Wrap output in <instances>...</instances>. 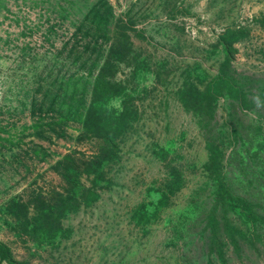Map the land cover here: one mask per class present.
<instances>
[{"label":"rangeland","instance_id":"obj_1","mask_svg":"<svg viewBox=\"0 0 264 264\" xmlns=\"http://www.w3.org/2000/svg\"><path fill=\"white\" fill-rule=\"evenodd\" d=\"M119 15L133 20L132 48L148 62L134 79L136 120L117 159L106 165L108 180L96 199L66 212L54 237L33 238L6 203L38 189H61L64 181L50 165L71 149H93L81 133L82 111ZM230 25L241 29L230 65L251 97L264 84V0H0V241L15 260L220 264L206 245L204 216L212 200L206 150L177 89L187 82L199 90L208 82L225 54L219 32ZM129 69L118 63L115 77ZM214 106L217 124L228 123V96L216 93ZM242 118L251 128L264 126V101L250 102ZM169 165H178L183 179L162 200ZM250 165L244 176L229 169L232 186L259 195L264 206V188H251L257 179H248ZM218 231L227 264H264V230L241 239L240 249Z\"/></svg>","mask_w":264,"mask_h":264},{"label":"trees","instance_id":"obj_2","mask_svg":"<svg viewBox=\"0 0 264 264\" xmlns=\"http://www.w3.org/2000/svg\"><path fill=\"white\" fill-rule=\"evenodd\" d=\"M131 23L130 16L126 20L121 15L116 17L114 36L107 43L102 59L95 63L97 67L88 88L80 124L82 135L91 142L93 149L89 153L71 149L54 160L50 166L64 181L61 189L52 188L48 192L38 189L26 199L11 197L6 203L7 211L18 220L20 229L33 238L54 237L60 229L59 220L66 212L96 199L98 187L108 180L106 165L117 159L119 143L136 120V106L131 99L137 88L134 79L137 74L148 70V62L132 48L128 33L133 29ZM239 31V26L230 25L219 32V43L224 46L225 54L202 89L198 90L187 82L177 89L184 109L191 111L196 118L206 150L203 164L209 174L212 196L204 216L205 226L209 228L206 245L209 252L216 253L220 264H227L222 247L224 241L218 233L221 227L228 244L235 249H240L241 239L256 235L255 230H264V206L260 196L246 188L237 191L229 175V169L233 168L238 175L244 176L251 164L252 177L248 179H257L251 188L255 189L257 185L264 188V159L260 156V152H264V126L260 124L251 128L244 124L242 118L250 102L264 101V84L257 87L253 96L247 97L246 88L234 78L229 54ZM137 35L145 37L142 31ZM118 63L130 66L123 78L115 77ZM216 93L228 96V123L223 125H218L215 119ZM112 98L119 99L117 107L109 104ZM227 147L228 153L225 152ZM257 163L259 167L255 166ZM168 169L162 182L164 189L160 192L162 200L167 198V192L178 189L183 179L178 165H169ZM193 201L189 203L192 208L195 205ZM0 259L8 264H20L2 241Z\"/></svg>","mask_w":264,"mask_h":264}]
</instances>
